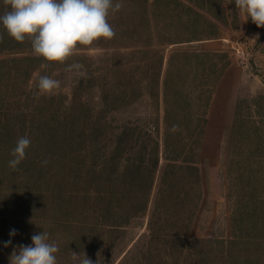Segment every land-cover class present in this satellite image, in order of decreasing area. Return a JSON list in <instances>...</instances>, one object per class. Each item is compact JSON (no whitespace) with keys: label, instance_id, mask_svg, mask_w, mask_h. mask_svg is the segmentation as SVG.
Masks as SVG:
<instances>
[{"label":"rangeland","instance_id":"obj_1","mask_svg":"<svg viewBox=\"0 0 264 264\" xmlns=\"http://www.w3.org/2000/svg\"><path fill=\"white\" fill-rule=\"evenodd\" d=\"M153 1L143 4L142 0H113L123 5L108 17L116 32L113 39L79 46L64 64L53 62L45 70L42 67L30 80L26 72L35 62L10 63L0 69V120L5 127L0 134V264H9L13 247L30 245L32 235L42 231L49 233L50 242L59 246L57 264H79L83 258L62 223L61 201L66 190L75 189L76 181L71 167L63 173L60 126L80 110L72 100L81 78L89 68L103 65L111 54L112 60L125 67L123 72L118 69L111 73L115 84V93L110 92L111 96L115 94L109 110V116L114 118L111 128L118 130L125 120L158 114L162 125L166 79L170 94H179L183 100L180 111L187 118L182 122L183 134L191 135L197 145L204 193L185 241L184 258L177 260L179 264H264V27L258 28L250 18L244 22L234 2L224 4L228 13L239 14L235 19L237 27L222 24L219 37L166 44L159 100L153 101L143 78L145 68L139 67L138 54L130 53L132 46L139 44L138 34H148L145 27L149 20L153 22L149 31L163 40H185L190 32L202 27L200 22L187 21L190 11L178 8L177 1L161 0L152 6ZM196 1L218 4L219 0ZM256 34L259 39L253 40ZM15 51L5 50L1 43L0 60L13 56ZM175 51L185 53L174 56L168 74L170 57ZM205 52L217 55L210 59ZM74 64L81 67H70ZM11 68L19 73L10 74ZM38 74L60 80L61 88L55 94L37 96ZM121 81L123 85L140 81L141 96L130 104L124 99L120 101L124 93L117 83ZM79 97L92 110L101 108V90L95 81L86 80ZM205 113L207 124L202 130L197 121ZM25 135L31 144L19 170L13 171L8 164L12 159L10 153L17 138ZM94 154L93 162L107 159L105 140L98 143ZM44 159L49 161L46 166L41 164ZM163 163L162 158L160 165ZM63 174L70 179L65 186ZM12 229L17 230L14 237L9 236ZM144 230L137 226L118 232L115 243L106 252L107 264H117L131 248L141 247L143 242L133 244ZM9 239L12 244L5 248L4 242ZM86 257L95 264L94 258L88 254Z\"/></svg>","mask_w":264,"mask_h":264},{"label":"trees","instance_id":"obj_2","mask_svg":"<svg viewBox=\"0 0 264 264\" xmlns=\"http://www.w3.org/2000/svg\"><path fill=\"white\" fill-rule=\"evenodd\" d=\"M142 1L143 4L147 3V0ZM175 1L179 3L176 4L178 8L190 11L186 18L188 22H200V29L190 32L185 40H163L152 30L149 31L153 27V22L149 20L148 27L144 26L148 34H138L139 44L122 46H132L134 50L130 53L138 54V64L145 68L143 78L147 81V91L153 101L159 100L164 49L168 44L219 37L222 24L237 27L235 19L239 14L236 11L228 13L224 6L232 4V0H219L218 4H198L196 0ZM160 2L154 0L152 6ZM2 5L0 13L3 14ZM3 9L5 12L6 6ZM172 9L176 10L174 6ZM0 37V44H4L5 50H16L13 56L0 60V69L10 63L28 65L35 62L26 72L30 80L37 70L42 67L45 70L53 63L36 57L30 41L18 43L10 38L2 25ZM184 53L175 51L171 54L168 74L174 56ZM205 54L210 59L217 55L213 52ZM111 56L103 65L89 68L87 75L81 78L72 100L73 104L77 102L80 110L72 113V118L63 121L60 126L63 173L66 174L68 167H71L75 171L76 181L75 189L66 190L61 201L63 228L69 233L77 252L88 254V257L94 258L95 264H107L106 252L115 243L116 234L125 232L129 227L142 226L145 230L139 234L133 246H138L140 242L143 245L131 248L117 264H179L177 260L184 258L185 241L192 231L204 193L197 145L191 135L183 134L182 122L187 121L180 111L183 100L179 94H170L166 79L162 125L158 114L147 119L125 120L118 130L111 128L114 118L109 116V110L115 102V94L110 95L111 91L115 93L111 73L118 69L122 72L125 70L124 65L116 62V59L112 60ZM213 63L216 65V62ZM17 71L11 68L9 73L17 74ZM88 79L95 81L101 90L102 103L98 110H92L79 97V91ZM117 87L124 93L120 101L124 99L126 104L138 99L143 92L140 81L124 85L121 81ZM197 124L202 125L204 130L206 113L198 116ZM0 126V134H3L5 127L1 120ZM101 140L106 141L107 159L93 162L95 147ZM162 158L164 163L160 165ZM65 174L62 178L64 186L70 181Z\"/></svg>","mask_w":264,"mask_h":264},{"label":"clouds","instance_id":"obj_3","mask_svg":"<svg viewBox=\"0 0 264 264\" xmlns=\"http://www.w3.org/2000/svg\"><path fill=\"white\" fill-rule=\"evenodd\" d=\"M244 22L249 18L258 27H264V0H232ZM6 10L0 15V25L7 35L18 43L30 41L33 54L47 63L64 64L74 56L79 46H91L100 39L111 40L116 32L109 23L110 14L118 12L122 3L113 0H3ZM256 34L253 40H258ZM2 40V37H0ZM47 63L45 66H47ZM70 67L79 69L81 65ZM37 96L52 95L61 88V81L49 75L38 74L36 78ZM176 126H174L175 128ZM31 140L20 136L11 150L9 167L18 171V165L26 158V150ZM48 160L41 161L43 166ZM17 235L10 230L9 236ZM30 245L13 247L9 264H57L59 246L50 242L49 233H34ZM12 240L4 242L7 248ZM78 258L75 253L74 259ZM79 264H93L84 254Z\"/></svg>","mask_w":264,"mask_h":264}]
</instances>
